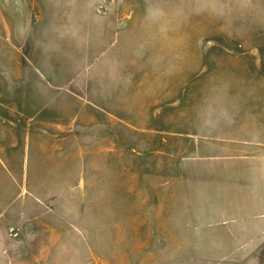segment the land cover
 Segmentation results:
<instances>
[{
  "label": "rangeland",
  "instance_id": "1",
  "mask_svg": "<svg viewBox=\"0 0 264 264\" xmlns=\"http://www.w3.org/2000/svg\"><path fill=\"white\" fill-rule=\"evenodd\" d=\"M0 264H264V0H0Z\"/></svg>",
  "mask_w": 264,
  "mask_h": 264
}]
</instances>
